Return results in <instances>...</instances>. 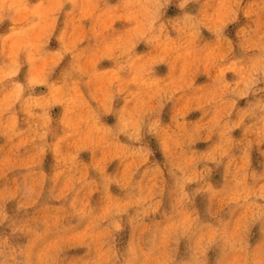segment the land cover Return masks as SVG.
<instances>
[{
  "label": "clouds",
  "instance_id": "1",
  "mask_svg": "<svg viewBox=\"0 0 264 264\" xmlns=\"http://www.w3.org/2000/svg\"><path fill=\"white\" fill-rule=\"evenodd\" d=\"M0 264H264V0H0Z\"/></svg>",
  "mask_w": 264,
  "mask_h": 264
}]
</instances>
